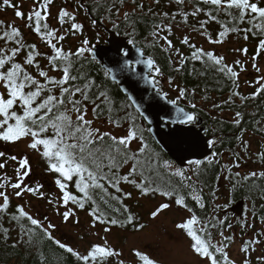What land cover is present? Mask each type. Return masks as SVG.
<instances>
[{"label":"snow or ice","instance_id":"6c2138e0","mask_svg":"<svg viewBox=\"0 0 264 264\" xmlns=\"http://www.w3.org/2000/svg\"><path fill=\"white\" fill-rule=\"evenodd\" d=\"M153 3L159 5L160 0H153ZM169 3L177 6V12L157 13L148 7V13L159 17L160 22L153 24L145 39L149 41L148 47L168 55V66L173 72H181L190 60L200 61L205 71L199 75L204 76L211 70L230 81L232 91L228 99L222 104L213 102L214 109L222 110L224 105H233L236 98L247 102L264 95V74L255 79V91L250 95H242L238 90L239 77L246 71L248 59H236L230 64L224 55L191 43L187 35L180 41L191 50L190 56H185L170 39L173 27L181 26L191 28L213 45L224 44L232 33L238 36L242 33L245 41L256 38L258 42L250 61L252 68L261 73L257 61L264 55V0H169ZM53 4L54 0H32V6L25 12L22 2L0 0V11L12 9L14 15L10 22L0 19V143L6 146L26 141L27 149L45 163L46 173L53 175V183L60 193L48 197L39 180L34 186L25 183L32 171L29 156L25 154L18 158L0 150V159L3 160L0 162V245L13 250L18 257L24 254L35 257V264H51L47 248L59 254L57 264H66L69 257L73 264H161L139 249H133L131 260L126 262L123 252L113 247L106 236L102 238L103 243H93L81 252L56 235L60 225L46 215H33L27 202L11 210V196L23 198L31 195L47 200L64 224L75 219L79 210L86 211L91 217L92 228L99 224L106 234L113 226L122 229L132 226L139 231L145 225L138 223V217L125 203L133 198L135 191L141 199L159 198L150 212L153 220L174 207L186 214L174 228L188 239V250L195 264H237L229 254L237 239L231 231L235 225L228 214L232 201L224 205L215 203L217 189L204 179L208 169L219 164L217 157L221 153L212 151L206 159L181 155L178 158L186 160L185 168L166 158L153 144L151 110L158 107L160 101L173 106L184 101L189 109L176 107L174 119L160 121L165 126L169 123L194 126L199 122L200 109L196 102L197 89L176 84L171 75L166 77L167 84L177 96L169 98V92L160 87L165 72L154 56L145 58V51L138 49L140 58L129 59L128 45L136 47L138 22L145 15L143 0H91V8L85 0H76L73 11L67 7L59 8L55 17L57 27L49 23ZM189 7L191 11L187 10ZM81 10L90 17L91 28L96 29L95 44L84 35V23L77 22ZM178 16L180 20H177ZM201 16L204 19H200ZM222 16L227 20L221 21ZM189 17L195 19L199 27L189 24ZM17 19L20 24L15 22ZM212 22L221 25L215 38L207 31ZM100 28L109 31L113 37L123 35L125 38L111 41L116 56L120 57L111 61L116 67L115 72L99 59V53L106 54V50L98 49L102 38ZM22 29H27L28 34L34 33L50 51L41 52L37 43H29ZM69 35L83 37L74 50L65 49L63 45ZM233 51L248 57L247 47ZM40 59L46 62L44 66ZM83 60L90 65H100L105 79L98 83L96 77L85 73ZM140 64L149 70L150 79L135 71V65ZM117 72L128 82L120 89L125 95L124 103L113 99L108 86L107 78L116 82ZM130 77L149 82L153 94L146 97L147 90L139 88L138 81ZM200 99L207 102L211 98L202 95ZM243 118L240 111H235L232 123L239 127ZM117 130L122 134H117ZM187 131L190 132L191 128ZM244 131L241 129V135L236 139L247 152L249 142L243 139ZM259 131L264 132V128ZM183 132L180 129L173 132L177 149L182 154L196 147L195 140L186 139ZM206 143L209 148H214L218 140L209 139ZM233 155V164L222 167L225 179L231 185V192L246 190L252 201L251 208L242 218L233 219L243 236L253 229V223L248 220L249 212L253 222L259 219L262 226L247 239L242 238L238 249L240 264H253V253L264 248V214H261L264 213V203L259 209L256 207L257 198L264 200V171L244 175L239 170L233 172V167L241 168L240 161L244 159L240 153ZM256 155L264 164V151ZM8 161L18 165L14 169V178L5 171ZM127 187L134 191L126 190ZM206 187L212 201L211 213L201 216L197 210H206ZM191 202L194 206H190ZM12 231L16 232L15 238L11 236ZM256 264H264V252L256 256Z\"/></svg>","mask_w":264,"mask_h":264},{"label":"trees","instance_id":"16d2710c","mask_svg":"<svg viewBox=\"0 0 264 264\" xmlns=\"http://www.w3.org/2000/svg\"><path fill=\"white\" fill-rule=\"evenodd\" d=\"M71 1V0H54V4L51 7V17L49 20V23L52 27H57V21L55 19L57 12L55 11L58 6L61 7H66V2ZM85 3L89 6V8L92 7L91 0H85ZM143 3L145 4V15L143 16L142 19L139 20L138 22V45L143 48L145 51L146 55H152L154 56L158 63L162 66L164 72H165V78H162L167 81L166 77L171 75L175 78V83L179 84L182 87H187L188 89L196 88L197 89V95H196V102L198 103L199 109H200V116L204 120V124L206 125L207 128V135L208 139H217L218 143L214 147V151H217L221 153L220 156H218L219 164H214L211 166L204 179L208 181V184L214 188L217 189V198H218V185L219 181L222 175V167H223V155L225 152H227L231 157L234 158L235 156L233 155L234 153H240L241 156L244 158L250 159V153H249V148L247 149V152L244 151V146L236 139L238 135H241V129H244L246 131L243 132V139L248 141L247 135H251L254 137H258L264 141V132L259 131L260 128H264V95L259 97L257 100H249L247 102H241L239 98H236L235 104L233 105H224L223 109H214L212 107V103H218L222 104L224 100L228 99L230 92L232 91V84L230 81H228L225 77L222 75H219L215 73L214 71L208 70L204 76L199 75L198 73L204 72L205 68L204 65L201 64L200 61H189L186 63L184 69H182L181 72L176 73L173 72L172 69L168 66V55L166 53L161 52L157 48H150L148 47L149 41L145 39V37L148 36L149 32L152 30V26L154 23H159L160 18L151 15L148 13V7L151 6L153 10L157 13H163V12H169V13H175L177 12V6L174 3H169V0H160L159 5H155L153 3V0H143ZM188 11H191V7L187 9ZM97 15H99L97 13ZM90 18V17H89ZM0 19H3L5 21H11L8 19H5L0 16ZM200 19H204L203 16L200 17ZM221 21H226V17H221ZM91 20V19H90ZM177 20H180V17H177ZM77 22H81L79 19H77ZM17 23V22H16ZM84 23V22H82ZM167 23V21H165ZM20 24V23H17ZM189 24L191 25H196L199 27L197 24V21L193 19L192 17H189ZM85 25V23H84ZM230 26V25H229ZM67 28L68 25H65ZM242 27H247V25H242ZM177 27H173V32L172 35L170 36V39H172L174 45L176 48H179L181 52L184 53L185 56H190V49L187 46H184L180 43L182 38H177L174 34V31ZM180 28H188V27H183L181 26ZM191 29V28H188ZM25 32L26 38L29 43H37L38 48L41 52H49L50 50L47 48V46L39 41V38L33 33V34H28L27 29H22ZM221 30V25L212 22L207 26V31L208 34H210L213 38L216 37L217 32ZM86 32L84 31V35ZM242 33L238 36L235 33H232L229 35L227 41L234 40L242 47H247L248 48V55L252 56L255 53V48L257 45V39L250 37L248 41L243 40L242 38ZM71 35H69L66 40L63 42V45L65 49L71 48L75 49L77 48L80 44L76 42L75 45H72L69 43L71 39ZM121 38H124L123 35L119 36ZM204 37V36H203ZM77 38V37H76ZM191 43H195L198 47H202L205 50L208 51H213L212 49L206 48L201 46L199 43L195 42L193 39H190ZM2 43V42H0ZM162 43V42H161ZM215 51V50H214ZM216 52V51H215ZM219 54L218 52H216ZM258 59L264 60V55H261ZM41 65H45V61L43 59H40ZM226 62H228L226 60ZM84 67L83 71L85 73L90 74V77H96L97 82L99 83L100 81H103L105 77L102 75V69L100 65H90L87 60L82 61ZM229 63V62H228ZM195 69V71H194ZM55 75V73H52ZM160 79V87L164 91L169 92V97L170 99H175L177 96L176 94H172L170 89H167L163 85V81ZM241 76L239 77V91L241 92L242 95H250L255 91V88L249 91H246V89L243 87L242 83L243 81L241 80ZM108 80V86L111 89V94L113 96V99L117 103H124L125 102V95L123 92L120 91V87L117 83L113 82L109 77L107 78ZM202 95H208L211 99H209L207 102L201 101V96ZM178 104L183 105L184 107L187 108V105L184 101L178 102ZM188 109V108H187ZM189 110V109H188ZM235 111H240L243 114V120L241 121V124L239 127L234 125L232 123L234 112ZM230 114L232 115L231 117H226L223 116L222 114ZM213 117L216 119L214 120ZM257 121L260 123L257 124ZM153 144L156 146L159 150L163 152L166 158L171 159L161 148L160 146L156 143V141L153 138ZM263 151V149H262ZM245 152V153H244ZM172 160V159H171ZM244 160V159H243ZM240 161V164H242V161ZM254 162L259 163V165L263 168L264 171V164H261L259 161L258 157L253 159ZM175 162V161H174ZM176 163V162H175ZM177 164V163H176ZM41 168L45 171L46 165L45 163L41 160L40 163ZM177 166H179L177 164ZM187 168V163L184 166ZM233 172L237 171L234 168L232 169ZM248 172H241L242 175L246 174ZM48 174V173H47ZM50 175V174H48ZM53 177V175H51ZM219 177V179H217ZM259 183V182H258ZM231 188V185L229 184V190ZM126 190L129 191H134L130 187H127ZM208 188L206 187L204 190V195H205V203H206V210L200 211L197 210V214L204 216L207 214L211 213V206H212V201L208 196ZM138 196L136 195L134 191V196L132 199L126 200L125 203L129 205L131 211L136 214L138 217V223H143L145 225L144 220L142 219L141 214L139 211L136 209L137 204H138ZM244 199L246 201V210L251 208L252 201L248 199L247 192L237 190L235 192L230 191V201L232 203L238 202L240 200ZM217 203V199L215 201ZM261 203H264V200H260L259 198L256 199V207L259 209V205ZM20 203L14 199V197H11V210H14L16 205H19ZM190 206H194V202L190 203ZM79 211V210H78ZM81 214H86V211H79ZM230 220L233 222V213L228 212ZM264 214V213H261ZM221 216H223L222 212L220 213ZM88 216V215H87ZM91 219V217H89ZM240 218V217H238ZM248 220L250 223H253V229L257 226V224H260L259 219H256L253 222V218L251 216V213L249 212L248 214ZM234 223V222H233ZM236 223V221H235ZM99 225V224H97ZM238 225V224H237ZM5 226H8L7 223H5ZM101 226V225H99ZM103 227V226H101ZM112 228H118V227H112ZM122 229V228H118ZM125 230H130V231H137L136 228L132 226H127L126 228H123ZM232 231V230H231ZM12 238H15L16 232L12 231L11 233ZM18 251V250H17ZM46 251L48 252V255L51 259V264H57V257L58 253L53 251L51 248H47ZM35 264V257H29L27 254L17 256L16 252L11 250L10 248L6 246L0 245V264ZM66 264H73L72 258H66ZM114 264V262H113ZM162 264V263H161Z\"/></svg>","mask_w":264,"mask_h":264},{"label":"rangeland","instance_id":"374dc122","mask_svg":"<svg viewBox=\"0 0 264 264\" xmlns=\"http://www.w3.org/2000/svg\"><path fill=\"white\" fill-rule=\"evenodd\" d=\"M15 3H23V10L27 12L32 6V0H14ZM76 0H71L66 2V7L69 11H73L75 7ZM60 6L55 10L56 12L59 10ZM0 16L13 20V10L6 9L4 11H0ZM78 19L81 22L85 23V32L86 36L89 39H92L93 43H96V40L93 39L96 34V29L91 28V20L87 17L84 12H81L78 15ZM17 23H21L18 19L15 20ZM99 31L102 34V38L99 41L100 43H106L107 39V31L104 28H100ZM174 35L177 38H182L184 36H189L190 39H193L195 42L199 43L201 46L215 50L220 55H224L226 60L231 64L236 59H248V63L245 64L246 71L241 73V80L243 81L242 85L246 89V91L252 90L255 88L254 81L259 76L264 74V60L258 59L257 63L261 68V73H257L251 66L250 57L248 55L247 58L241 56L240 53L234 52L233 49L243 48L240 43L230 40L226 41L221 45H213L207 42L206 38L197 32H193L188 28H176L174 31ZM83 37H71L69 43L75 45L76 42L80 44V41ZM163 85L165 88L170 89L172 94H176L177 92L172 88H169L167 81L162 79ZM170 98V97H169ZM223 116L231 117L232 115L223 113ZM117 134H122L117 130ZM247 139L249 142V153L250 159L244 158L241 164V168L237 169L241 172H251V171H263V168L259 165V163L254 162L253 159L257 158V153L261 152L262 149L264 151V141L258 137H254L251 135H247ZM0 150H5L8 154H15L19 157L23 155H28L30 158V163L32 166V171L29 177L25 179V183L29 185L35 184L37 180L43 183L44 187L42 191L48 196L52 197L54 195H60L58 189L55 187L53 183V177L48 175L41 168L40 163L41 159L35 153L31 152L26 147V141L18 142L17 144H9L3 145L0 143ZM245 153V152H244ZM234 158L231 157L227 152L223 155V164L231 165L234 162ZM0 162H3L0 159ZM14 162L8 161L7 167L5 171L9 176L15 177V167H17ZM235 170L236 168L233 167ZM226 173L222 172L219 185H218V198L217 203L224 205L228 204L230 201V190H229V182L225 179ZM15 182V180H13ZM9 193L11 190L9 189ZM20 204H25L27 202L30 205V210L33 215L37 216H48L49 219L53 223L60 225L59 230L56 232V235L61 237L64 241L68 242L70 245L78 248L81 252H84L91 244L93 243H103V237H107L108 242L115 247L117 250L122 251L124 256L123 258L127 261L131 260V252L133 249H139L149 253L153 258L158 259L162 264H195V261L188 250V239L184 236L183 233L176 230L174 228L175 223L180 222L182 217L186 214L182 210H178L175 207L172 210L166 211L160 217L153 220L150 216V212L153 210L154 204H156L159 198L154 199H141L138 198V204L136 209L142 216V219L145 222V228L139 231H130L125 229L111 228L110 233H104L103 227L97 225L95 228L91 227V219L86 214H81L77 210V215L75 219H70L67 224H64L60 217L55 215L54 209L47 203V200L37 199L36 197H32L31 195H26L23 198H16ZM236 202L231 203L228 208V212L232 205ZM63 211V209H61ZM246 211V204H245ZM232 213V212H231ZM222 214H224L222 212ZM233 217L238 218L239 216L233 213ZM243 217V216H242ZM240 217V218H242ZM77 220L79 223H77ZM235 219H233L235 227L232 229V232L235 233L237 239L235 244H233L229 249L230 257L237 261V264H240L241 254L238 249L241 244V239H247L248 236L252 235L253 231H259L261 229V224H257V226L249 230L247 236H243L239 225L235 223ZM264 252V248L258 250V252L253 253L252 261L253 264H256V256L260 255Z\"/></svg>","mask_w":264,"mask_h":264},{"label":"water","instance_id":"95a60500","mask_svg":"<svg viewBox=\"0 0 264 264\" xmlns=\"http://www.w3.org/2000/svg\"><path fill=\"white\" fill-rule=\"evenodd\" d=\"M107 39L106 43H100L98 44V49L100 50H106V54L101 52L99 53V59L102 64L112 67L113 71H116V67L111 64V61L113 59H120V57H117L115 54V49L113 47V44L111 41L113 39L122 40L125 38L121 37H113L109 31H107ZM126 42V41H125ZM128 48L130 50V57L131 60H136L139 57L138 55V49H143L138 44L136 47H133L131 45H128ZM147 57L145 53V58ZM135 71L139 73L141 76H148L149 79L151 78L149 75V70L144 67L143 64L135 65ZM111 79V77H109ZM130 79L134 81H138V87L141 89H146L145 96H149L153 94L152 86L149 82L143 79H139L138 77H130ZM120 81H124V77L120 75L117 72V83L121 88L127 86V81H124L123 83H120ZM176 107H183L185 110H188L186 107H184L181 104H178L177 106H173L171 104H167L165 101H160L159 106L151 110V119L153 120L152 127V137L154 140L158 143L160 148L173 160L175 161L179 166L184 167L186 165V160H181L178 157L181 155L186 156L187 158L191 159H206L207 156L211 154L212 151H214V148H209L207 146V128L204 124V120L202 117H199V122L194 126H188V125H179V124H168V126H165V124L160 123L161 120L170 121L171 119H174L177 115L176 113ZM191 128V131H187V129ZM184 130L183 136L186 139H194L196 143V147L192 149L191 151L184 152L183 154L178 151L177 144L175 143L173 139V132L174 130ZM186 147V146H185ZM218 159V157H217ZM245 200L242 199L238 202H236L232 207L230 208V211L232 213H235L239 217H242L245 212Z\"/></svg>","mask_w":264,"mask_h":264}]
</instances>
